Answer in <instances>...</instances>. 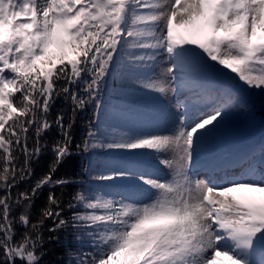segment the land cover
Returning <instances> with one entry per match:
<instances>
[{
	"label": "snow or ice",
	"instance_id": "6c2138e0",
	"mask_svg": "<svg viewBox=\"0 0 264 264\" xmlns=\"http://www.w3.org/2000/svg\"><path fill=\"white\" fill-rule=\"evenodd\" d=\"M53 45L57 55L49 53ZM209 61L264 90V0H0V190L6 193L0 195V264H39L47 219L49 232L71 227L77 240L88 238L90 251L79 252L75 264H214L221 256L231 264H264V159L244 157L248 167L239 177L193 180L189 174L201 142L239 101L230 85L207 86ZM109 73L114 82L162 96L194 93L171 135H104L90 120L83 141L84 151L171 152L160 160L171 178H154L134 159L113 162L95 177L112 184L73 195L68 209L80 211L63 217L61 200L50 191L33 222L39 189L68 182L53 175L72 155L74 119L66 125L59 113L49 120L52 103L64 95L73 117L91 104L98 120ZM205 100L215 106L202 111ZM53 123L62 139L51 146L49 171L13 201L11 189L31 176V159L39 157L41 136ZM144 186L154 195L138 200ZM14 204L22 206L18 222L25 227L19 240L13 239Z\"/></svg>",
	"mask_w": 264,
	"mask_h": 264
},
{
	"label": "trees",
	"instance_id": "16d2710c",
	"mask_svg": "<svg viewBox=\"0 0 264 264\" xmlns=\"http://www.w3.org/2000/svg\"><path fill=\"white\" fill-rule=\"evenodd\" d=\"M59 48L53 45L49 49V53L52 55H57ZM212 66L218 64L217 62L209 61ZM113 70L115 67L113 66ZM209 72V77L211 75ZM247 86V85H246ZM250 88V93L248 96H244L242 91H237L236 94L239 98L237 105L235 106L241 112H254V116L261 113L263 117L261 121L259 119L252 118V121L248 124V133L252 138L260 132L262 126H264V90L257 88ZM19 95V94H17ZM102 102L104 108L99 114V119L94 118V107L89 104L83 110H78L75 116L72 115V104L70 100H66L64 95H59L55 98L51 105L49 112V120L54 121L59 113L64 114V122L67 125L70 119H74L71 128V150L72 155L66 157L64 161L59 164L53 175V179H66L68 182L62 186H56L55 188H50L45 186L37 192L35 195L32 207H31V220L33 222L39 219L40 211L47 204L48 194L53 191L55 195L61 200V208H63L62 215L65 218H70L72 211H80V207L77 206L72 211L68 209V204L72 201L73 195L78 191H87L90 189H101L111 181H98L95 179L99 171L103 170L106 165L121 161L120 159H115L113 156H108L106 148H95L89 149L88 151L83 150V141L87 136L89 121H92L93 130L99 128V133L102 134V122L105 111L108 108H113L115 104H122L126 106V102L131 101V99H136V104L133 107L136 110L148 114L151 116V108L160 104V94L144 90L138 86L133 85L130 81L126 80H116L113 81L112 73H109L105 77L104 83L101 85ZM145 115V116H146ZM142 125H146V122H141ZM250 137V138H251ZM62 139V135L59 127L53 123L52 126L46 130L40 139L41 144L44 146L43 150L39 154V157H33L30 162L31 176L23 181H17L16 186L11 189V196L13 201L19 192L25 190L30 191L31 187L35 182L49 171V166L52 164L54 159L51 146L54 142ZM35 140L34 130L29 132V147L32 146ZM79 146V147H78ZM108 157V158H107ZM24 156L19 155V161L23 163ZM257 164L259 161H256ZM4 190H0V195H5ZM22 211L21 205L13 206L11 216L16 218V222L13 227L15 229L16 235L13 237L14 240H19L21 234L25 231V227L18 222V216ZM53 221L47 219L44 222L42 228V234L44 237L42 247L37 249V252L41 254L39 264H75L76 255L79 252L90 251L88 238L81 235V240L75 238L74 231L71 227L66 230H60L58 232H49L48 228L52 227ZM55 236L57 239H49V237ZM16 264H21L19 260Z\"/></svg>",
	"mask_w": 264,
	"mask_h": 264
},
{
	"label": "rangeland",
	"instance_id": "374dc122",
	"mask_svg": "<svg viewBox=\"0 0 264 264\" xmlns=\"http://www.w3.org/2000/svg\"><path fill=\"white\" fill-rule=\"evenodd\" d=\"M159 72V68L154 69ZM230 70L223 66L215 67V76L209 81L208 87L218 89L220 85H230L232 88L243 87L239 82H233L227 77ZM185 90L186 92H183ZM179 93H169L166 96L160 95V104L151 108V116H147L143 112L133 108L136 99L126 102V106L115 104L113 108L105 111L102 122V134L107 135L113 131L118 133H155L161 135H171L180 126V118L184 111L182 105L188 103L192 105L195 97H191L194 93L188 89H182ZM251 91L247 89V94ZM209 101L205 100L199 104L202 111L209 110L215 105H209ZM178 109H180L178 111ZM225 116L216 130L204 141L197 155L194 157L193 164L190 168V176L193 180H205L206 178L217 179L219 177H239L246 169L241 165L242 159L250 151L254 149V145L247 136L248 124L254 119H261V113L254 116V112H239L235 108L225 109ZM243 114V115H242ZM146 115V116H145ZM246 124L243 126L242 120ZM141 122H146L142 125ZM256 148H261L259 142H255ZM108 156L121 160L134 159L141 168L151 174L154 178L161 181L171 178V171L165 165L160 163L161 159H170L171 152L157 153L154 150H138L136 155L124 151L107 149ZM261 161L264 155L260 152L258 155ZM108 158V157H107ZM220 182H223L222 180ZM113 183V182H111ZM125 182H117L123 185ZM118 190H123L121 186ZM154 193L144 186L143 191L136 192L138 200H146L153 196ZM214 264H231L227 257H218Z\"/></svg>",
	"mask_w": 264,
	"mask_h": 264
},
{
	"label": "water",
	"instance_id": "95a60500",
	"mask_svg": "<svg viewBox=\"0 0 264 264\" xmlns=\"http://www.w3.org/2000/svg\"><path fill=\"white\" fill-rule=\"evenodd\" d=\"M229 76L233 79H236V76L232 77L233 75L232 74H229Z\"/></svg>",
	"mask_w": 264,
	"mask_h": 264
},
{
	"label": "bare ground",
	"instance_id": "6f19581e",
	"mask_svg": "<svg viewBox=\"0 0 264 264\" xmlns=\"http://www.w3.org/2000/svg\"><path fill=\"white\" fill-rule=\"evenodd\" d=\"M180 109H178V111H179Z\"/></svg>",
	"mask_w": 264,
	"mask_h": 264
}]
</instances>
